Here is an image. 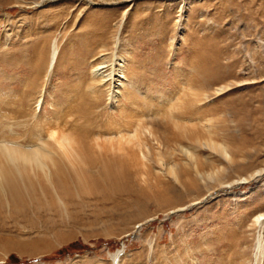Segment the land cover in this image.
Listing matches in <instances>:
<instances>
[{
    "label": "rangeland",
    "instance_id": "1",
    "mask_svg": "<svg viewBox=\"0 0 264 264\" xmlns=\"http://www.w3.org/2000/svg\"><path fill=\"white\" fill-rule=\"evenodd\" d=\"M92 101L93 138L145 125V167L5 199L0 264H264V0H0V142L73 141Z\"/></svg>",
    "mask_w": 264,
    "mask_h": 264
},
{
    "label": "bare ground",
    "instance_id": "2",
    "mask_svg": "<svg viewBox=\"0 0 264 264\" xmlns=\"http://www.w3.org/2000/svg\"><path fill=\"white\" fill-rule=\"evenodd\" d=\"M56 55L57 50L53 47L50 63L48 66L49 71L52 69L55 63ZM97 71L98 69H95L94 71L92 70L93 78L99 75ZM117 78L118 80L121 79V74L119 77L117 76ZM217 79L218 78L216 77L212 78L214 81ZM115 81H117V79ZM94 107V102L92 101V103L89 102V104L79 106L74 113H72L69 108H67L65 112V114H73L74 117L80 118V120H84L85 122L84 126L77 128L75 134H70L76 138L74 139L76 144L74 146H76V148L72 146L74 144V140H71L72 137L69 138L62 134H60L61 137H58V135H56L57 131H51V133H49L47 136L51 143L48 146L41 145V147H39L32 145L31 147L23 148L16 143H10L8 144L9 147H6L7 143H4L3 141L0 142V158L5 157L10 164L21 162V167L24 168L22 169V172L19 173L18 170H15L13 167H5L0 165V178H2L4 183L3 186L0 187V207L2 206L5 199H7L8 202L10 201L12 203L18 204L23 203L25 199H31L35 197L38 191L48 193V188H50V185L60 191H64L66 189L65 184L68 185L71 183L80 182L82 179L87 181V178H89L88 176H90L91 173L90 168L96 167V163L99 162L109 163L117 161V159L114 158L116 157L117 153H121L122 156V152H127L132 153L135 156L134 157L131 155V159L129 160L130 166L127 164H122L124 162H121L119 166L121 169H124L123 172L128 177V174H130L128 172L131 170V168L135 170L138 169L139 166L145 167L144 162H147L148 159L143 154V147L148 145L147 138L144 137L143 140L136 138V134L138 132H140L139 134L145 132V125L142 126V124L136 120V122H138L136 127H132V131H129L127 135H109V138H105L103 140L97 137V135H95L96 138H93L94 129L98 127V125H94V121H90V116L94 115ZM36 108H40V105L37 104ZM176 119L177 118H174V120ZM183 119L185 121L188 120L187 118ZM132 124L133 121L130 124L127 123L126 125L132 126ZM170 125H172L174 129L181 128L180 123L177 122H171ZM158 129L159 128H153L152 131H148V135L156 136ZM122 132H124V130H120L119 134H122ZM124 145L130 146L123 148ZM81 146L82 148H80ZM93 146L98 147L100 150L104 151V153L95 155ZM83 166L84 169L81 168ZM86 167L90 170H86ZM117 168L118 167H116V169ZM1 173H3L4 176H2ZM100 176L103 182L109 186L114 185L115 187L120 185L121 180L119 179V174L117 171H113L111 174L102 171ZM41 180L44 181V185H40L36 188V184ZM195 186L196 184L193 183V181H190L188 187L193 188ZM135 195L138 197L136 205L143 204L144 201L148 200V196L143 190L136 191ZM260 218L261 216H258L257 221H259Z\"/></svg>",
    "mask_w": 264,
    "mask_h": 264
},
{
    "label": "trees",
    "instance_id": "3",
    "mask_svg": "<svg viewBox=\"0 0 264 264\" xmlns=\"http://www.w3.org/2000/svg\"><path fill=\"white\" fill-rule=\"evenodd\" d=\"M8 262L11 264H19L20 260H18L17 258L9 257Z\"/></svg>",
    "mask_w": 264,
    "mask_h": 264
}]
</instances>
